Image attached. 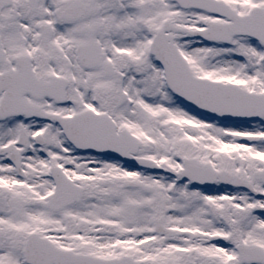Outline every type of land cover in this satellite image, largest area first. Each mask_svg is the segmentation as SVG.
I'll list each match as a JSON object with an SVG mask.
<instances>
[{"label": "snow or ice", "instance_id": "snow-or-ice-1", "mask_svg": "<svg viewBox=\"0 0 264 264\" xmlns=\"http://www.w3.org/2000/svg\"><path fill=\"white\" fill-rule=\"evenodd\" d=\"M0 264H264V0H0Z\"/></svg>", "mask_w": 264, "mask_h": 264}]
</instances>
